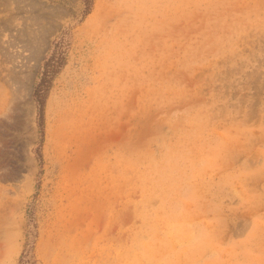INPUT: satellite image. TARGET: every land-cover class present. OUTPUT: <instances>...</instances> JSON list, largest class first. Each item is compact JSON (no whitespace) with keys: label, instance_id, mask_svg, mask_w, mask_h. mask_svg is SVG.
Wrapping results in <instances>:
<instances>
[{"label":"rangeland","instance_id":"rangeland-1","mask_svg":"<svg viewBox=\"0 0 264 264\" xmlns=\"http://www.w3.org/2000/svg\"><path fill=\"white\" fill-rule=\"evenodd\" d=\"M26 261L264 264V0H0V264Z\"/></svg>","mask_w":264,"mask_h":264},{"label":"trees","instance_id":"trees-1","mask_svg":"<svg viewBox=\"0 0 264 264\" xmlns=\"http://www.w3.org/2000/svg\"><path fill=\"white\" fill-rule=\"evenodd\" d=\"M50 62H52V63H50ZM54 63H56V62H55L53 57L44 63L42 77L34 89V97H35V100L39 106V115L40 116H42V113H43L44 92L47 88V84L50 82L51 75H52V68H54V66H55ZM27 262L28 261H26L25 264H27Z\"/></svg>","mask_w":264,"mask_h":264}]
</instances>
